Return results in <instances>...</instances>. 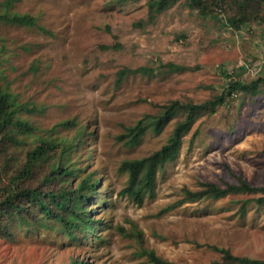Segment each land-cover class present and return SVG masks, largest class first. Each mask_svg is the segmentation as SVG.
<instances>
[{
  "label": "rangeland",
  "instance_id": "374dc122",
  "mask_svg": "<svg viewBox=\"0 0 264 264\" xmlns=\"http://www.w3.org/2000/svg\"><path fill=\"white\" fill-rule=\"evenodd\" d=\"M9 1L0 0V13ZM151 1L14 0L10 11L34 15L38 25L0 23V87L8 83L21 103L38 107L24 114L37 132L19 134L21 144L0 145V187L23 168L38 134L72 145L63 164L75 173L52 180L50 163L60 149L24 187L57 194L86 179L98 184L83 201L87 218L98 222L93 231L74 229L72 237L55 217L37 221L34 208L36 226L0 228V264H152L143 250L175 264H211L222 257L211 246L264 260V205L256 202L263 193L184 198V189L197 191L202 183L226 187L244 179L264 187V84L257 95L237 93L215 114H199L143 203L121 195L128 184L122 163L158 151L186 114L176 113L160 133L149 130L137 146L123 137L127 127L176 100H210L233 79L250 83L259 76L245 64L264 58V20L237 30L203 17L190 0H174L160 13ZM253 8L264 14L257 1ZM170 64L184 70L170 71ZM140 67L155 72L117 81L121 69ZM138 231L141 240L131 236Z\"/></svg>",
  "mask_w": 264,
  "mask_h": 264
},
{
  "label": "trees",
  "instance_id": "16d2710c",
  "mask_svg": "<svg viewBox=\"0 0 264 264\" xmlns=\"http://www.w3.org/2000/svg\"><path fill=\"white\" fill-rule=\"evenodd\" d=\"M174 0H152L149 4L152 11L160 13L164 11ZM254 1L264 8V0H190L189 4L192 9L198 10L203 17L212 16L220 19L223 23L239 30L253 19L264 20V14L253 8ZM14 0L4 2L3 10L0 13V23H7L15 26L34 27L38 25V19L34 15L12 13L11 7ZM233 14H229V10ZM234 10L236 12L234 14ZM1 53V49H0ZM0 55V65H1ZM170 71H183L184 68L168 65ZM155 69L149 67H140L136 69L123 68L117 74V81L122 82L129 75L143 74L152 75ZM3 71L0 70V78ZM231 77V74H227ZM264 84V77L259 76L250 83H244L240 80L233 79L225 87L224 92L210 100L202 103L181 102L179 100L171 102L169 105L163 106L160 115L156 117H148L144 121H139L135 126L127 127L123 135L127 139V144L137 146L149 130L160 133L164 129L172 116L179 112H185L186 117L179 121L167 142L156 152L148 157L125 161L122 163L120 170L128 174V184L121 191V195L131 198L133 201L141 204L146 194H153L158 173L167 165L175 161L183 147V141L186 135L194 125L197 116L201 113H209L211 115L217 112V108L226 103L228 97H232L237 93H252L257 95L260 92L261 85ZM38 110L35 104L32 107L21 103L18 96L11 92L8 83L0 87V145L1 143L21 144L18 135H32L37 129L32 123L24 118V114H31ZM41 110H43L41 108ZM65 125L67 123H64ZM37 144L27 152L26 163L17 174L11 178L6 186L0 187V228H10L11 224L19 223V226L26 230L34 227L35 218L32 214L34 208H38L37 221H43L44 217H55L61 220L62 228L75 237L74 229L82 228L87 232L93 231L92 225H98V222L87 218V211L83 205L84 200L89 199V193L97 194L98 184L89 183V179L83 180L77 185L70 188L62 189L59 193H46L39 191L38 188L23 184L33 179L42 172V165L53 159L58 150L62 149L61 157L50 163L52 180H58L63 177H71L75 170L68 165L63 164V158L66 151L72 148L65 140H55L44 134H38L36 137ZM39 172L36 174V171ZM36 174V175H35ZM50 177H46V181ZM203 188L197 191L184 189L185 200L198 199H220L231 193L254 192L263 193L256 199L260 205H264V187H256L251 185L247 180L241 179L238 184H229L222 187L215 183H202ZM87 191H90L87 193ZM56 207L59 212H55ZM244 210V208H243ZM40 214V215H39ZM6 220H5V219ZM8 221V222H6ZM3 222L7 225H2ZM43 223V222H42ZM46 227L44 224H40ZM9 235V231L7 232ZM142 232H132L131 236L142 239ZM211 248L221 254V260L211 264H264L262 259H253L249 257L236 256L229 249L211 246ZM143 255L147 256L152 264H175L167 261L156 254L153 250H143Z\"/></svg>",
  "mask_w": 264,
  "mask_h": 264
},
{
  "label": "built area",
  "instance_id": "2783aa9c",
  "mask_svg": "<svg viewBox=\"0 0 264 264\" xmlns=\"http://www.w3.org/2000/svg\"><path fill=\"white\" fill-rule=\"evenodd\" d=\"M262 52L264 53V48H263ZM260 59H261L260 62L257 64H252V63L245 64L246 70L252 71L256 67V69H255L256 73L258 76H260L262 74V71L264 72V58H260ZM258 64H260V65L258 66ZM229 74H231L233 76L234 70H231V72Z\"/></svg>",
  "mask_w": 264,
  "mask_h": 264
}]
</instances>
